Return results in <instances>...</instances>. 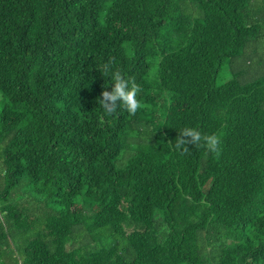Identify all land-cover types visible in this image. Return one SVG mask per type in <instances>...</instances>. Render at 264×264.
<instances>
[{
    "label": "trees",
    "instance_id": "trees-1",
    "mask_svg": "<svg viewBox=\"0 0 264 264\" xmlns=\"http://www.w3.org/2000/svg\"><path fill=\"white\" fill-rule=\"evenodd\" d=\"M0 264H264V0H0Z\"/></svg>",
    "mask_w": 264,
    "mask_h": 264
},
{
    "label": "clouds",
    "instance_id": "clouds-1",
    "mask_svg": "<svg viewBox=\"0 0 264 264\" xmlns=\"http://www.w3.org/2000/svg\"><path fill=\"white\" fill-rule=\"evenodd\" d=\"M113 62L114 60L108 61L100 69L105 77H111V91H102L99 103L104 109L105 115L111 116L117 113L118 109L126 110L128 114L135 115L145 107L137 98L141 92V87L134 78H125L119 70L113 71ZM189 144L204 147L210 153H218L221 139L215 133L202 134L194 128L185 127L178 133L174 147L182 153H187L189 149L186 145Z\"/></svg>",
    "mask_w": 264,
    "mask_h": 264
},
{
    "label": "rangeland",
    "instance_id": "rangeland-1",
    "mask_svg": "<svg viewBox=\"0 0 264 264\" xmlns=\"http://www.w3.org/2000/svg\"><path fill=\"white\" fill-rule=\"evenodd\" d=\"M220 76H221L222 79H226V77H224L223 73H221Z\"/></svg>",
    "mask_w": 264,
    "mask_h": 264
}]
</instances>
